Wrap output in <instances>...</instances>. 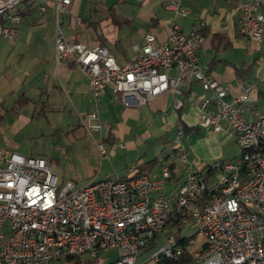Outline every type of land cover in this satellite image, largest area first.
<instances>
[{
  "label": "built area",
  "instance_id": "obj_1",
  "mask_svg": "<svg viewBox=\"0 0 264 264\" xmlns=\"http://www.w3.org/2000/svg\"><path fill=\"white\" fill-rule=\"evenodd\" d=\"M75 2L0 0V39H16L25 10L53 8L54 58L78 67L94 98L109 87L123 106L135 108L171 93L177 110L184 88L198 82L203 94L196 102L197 125L234 136L241 153L197 169L188 161L179 126L171 149L159 156L157 174H138L132 166L124 176L112 173L77 185L60 182L43 157L0 146V264H52L70 256L81 264H138L145 249L151 250L144 261L149 264L176 260L188 249L187 264H264V112L254 107L256 90L232 95L202 70L204 20L186 31L172 23L164 41L148 32L132 45L136 56L118 63L106 45L65 36L62 18L73 13ZM165 8L174 19L188 13L176 0ZM233 11L238 33L264 52V0H234ZM250 110L252 119L245 116ZM80 122L100 160L108 159L98 111ZM190 221L194 231L183 234ZM193 234L203 240L196 249ZM109 250L117 251L114 259L93 263Z\"/></svg>",
  "mask_w": 264,
  "mask_h": 264
},
{
  "label": "crops",
  "instance_id": "obj_2",
  "mask_svg": "<svg viewBox=\"0 0 264 264\" xmlns=\"http://www.w3.org/2000/svg\"><path fill=\"white\" fill-rule=\"evenodd\" d=\"M98 1L102 5L101 1L108 0ZM110 1L112 2L107 9L106 15L100 19L92 20L90 13L92 8L88 7V10H86V4L82 0H76L73 6V13L62 18V26H67L69 31L68 39L76 36L81 42L89 45H95L101 40L111 51V45L117 48L122 41L121 39H123L121 36L126 37L128 41H123L129 43L127 49L130 48L131 56H126L125 54L117 55L111 51L118 63H124L136 56L132 45L141 44L146 33L151 32L158 41H164L172 23H175L179 29L186 31L192 24L204 20V41L198 50V58L205 73L226 86L230 84L225 82L230 78H234V74L239 69L234 65H232L233 68L229 66L231 63L226 59L225 51L234 45L238 48L240 47L243 53H245L248 45L249 57L252 59L250 63H258V69L260 68L261 73L264 69V52L254 41L238 33L236 17L233 11L234 0H176L188 10V13L185 17L177 16L175 19L165 8L166 3L170 0ZM117 4L121 5V11L118 10ZM93 9L95 8L93 7ZM84 10L86 13H84ZM52 16L54 18L53 8H49L46 13H40L37 9L31 8L22 13L19 24L21 25L23 19L27 22L26 19L28 18L30 19L28 21L33 25L38 23L43 17L51 19ZM26 22L22 26L24 28L19 29L17 37L13 42L0 39V146H7L17 151L15 149L16 143L11 138L12 135H6L5 131L15 134L30 119L28 118V106L31 103H35L28 96L31 88L30 85L37 86L39 93H41L40 96L42 97L43 95L45 99L42 102L43 109L39 110L38 116L44 115L46 107L49 106L55 111L73 113L80 121L82 115L96 109L104 123L102 136L106 151L108 149L113 152L115 145L123 149L127 148L128 144H131V146L141 144L142 140L147 137L148 134L146 132L140 136L132 134L131 137L126 138L128 134H131L130 128L126 126V121L129 118L138 117L139 112H137V108L139 110L142 107H146L144 111L156 115L162 120V127L175 125L177 129L181 126L178 120V112H176V109L172 105L173 95L171 93L163 94L153 101L135 108L123 106L117 95L109 87H106L105 92L99 98H94L86 84L84 75L78 67L64 61L55 60L54 42L52 52L53 62L46 65L42 63L41 65H37V69L30 70V63L26 57L28 54L24 49L28 39L24 38L26 34L24 31H26L27 26ZM37 56L39 55L33 57ZM222 67H225V69L222 70ZM240 91H242V88H230V94L232 95L238 94ZM256 93L257 98L254 107L258 109V96L260 94L264 96V92L259 87ZM202 94L203 91L198 82L185 87L180 116L191 127V130L185 135H191L190 140L193 141L194 148L197 149L199 157L192 161V165L197 169L203 166V161L208 154L199 151L204 148L203 145H200L201 138L198 137L200 129L204 128L197 125L200 112L196 106V102ZM22 98H27L28 102L19 103ZM245 116L252 119L251 110L246 111ZM79 121L70 124V126L72 125L71 130L80 128L85 134L86 132ZM204 130L208 134L209 142L211 139L213 141L218 139L220 143L226 139L225 137H230L225 136L223 133H211L207 129ZM122 139L129 140L124 144L121 141H116ZM188 152L190 153L189 149ZM154 158L159 157L155 156ZM154 158L144 160L139 157L136 160V164L138 162H147ZM105 160H110V156L108 159L100 161ZM158 164L159 162L151 170L148 168L145 172L157 174L159 170V168L157 169ZM113 171L116 172L115 170ZM97 173L99 175L100 171ZM158 242H161V238L158 239ZM202 242L203 240L198 238L193 249H196ZM138 258V264H149L144 262L146 258Z\"/></svg>",
  "mask_w": 264,
  "mask_h": 264
},
{
  "label": "rangeland",
  "instance_id": "obj_3",
  "mask_svg": "<svg viewBox=\"0 0 264 264\" xmlns=\"http://www.w3.org/2000/svg\"><path fill=\"white\" fill-rule=\"evenodd\" d=\"M86 4V10L92 8L90 11L91 19L97 20L104 17L107 13V9L111 2L101 1L100 5L98 0H82ZM116 4V3H115ZM93 7L96 9H93ZM118 10L121 11V5L117 4ZM85 11V10H84ZM86 13V11L84 12ZM52 15V14H51ZM22 20L21 25L18 26L19 29L25 22L27 24L26 34L24 38L27 39L25 50L28 55H26L29 60V66L31 69H37V65L42 63L51 64L53 62V31L56 26L55 17L51 19L42 18L38 23L31 24L28 20ZM62 30L67 38H69V31L67 26H62ZM123 32V31H122ZM121 43L117 48L111 45V51L117 55L131 56L130 48L127 49L128 42L126 37L121 36ZM129 46V45H128ZM37 57H33L35 55ZM225 56L228 61H230V67L232 65L239 69L238 72L234 74V78L228 79L225 83H230L227 86L230 88H242L247 90L248 88H254L256 91L262 89L264 92V77L261 75L260 68L258 69V63H250L251 58L249 57V46L247 45L245 53L243 50L238 48L236 45L230 47L225 51ZM244 64V65H243ZM243 65V66H242ZM225 67H222L224 70ZM222 73V71H221ZM262 79H261V78ZM33 86V87H32ZM30 90L28 96L31 97L35 103L29 104L28 119L18 131L13 134L9 131H5L6 135H12V139L15 141V149L17 152L25 156H39L43 157L46 162L50 165L51 171L57 175L60 182H65L66 180H72L77 185H82L92 178H105L109 174L116 173L118 175H126L129 167L135 166L136 160L141 157L144 160L154 158L155 156H161L162 153H166L171 149L172 139L176 132V126L162 127L163 122L156 115L149 114L144 111L146 107H142L138 110V117L129 118L126 121V126L130 128L131 134L127 137H131L132 134L140 136L142 133L147 132V137L142 140L141 144H135L131 146L128 144L127 148L120 149L115 145L113 152L107 149L110 160L100 161L98 152L95 149L93 139L88 135L84 134L82 129L71 130L72 125L79 118L75 114L70 112H61L51 109L47 106L44 115L38 116L39 110L43 109L42 102L45 100L44 96H40L37 86L30 85ZM41 97V98H40ZM34 104V105H33ZM258 110H264V96L260 94L258 96ZM35 110V112H33ZM95 110V109H94ZM103 122V120H102ZM80 123V121H79ZM104 124V123H103ZM199 138H201L200 145L204 148L199 150L202 153H208L203 161V165H210L219 160L233 159L240 155L241 150L235 142L234 136L225 137L219 143L216 139L213 141H208V134L204 129H200ZM8 136V137H9ZM191 136V135H190ZM190 136L184 135L181 141L184 143L190 153L188 156V161H192L199 157L197 149L194 148L193 141L190 140ZM131 139V138H129ZM116 140L121 141L123 144L127 143L128 140ZM112 148V147H111ZM201 164V163H200ZM157 165V169L159 168ZM156 169V171H157ZM115 170L116 172H112ZM179 170L181 167L179 166ZM98 171L100 174L98 175ZM195 229V224L188 223L187 226L183 228V234H191ZM192 238L197 241V237L193 234ZM161 244V243H160ZM151 250L145 249L140 253L138 259H145L149 256ZM117 255V251L109 250L101 254L102 260L110 261L114 259ZM52 264H81L74 260H63L56 261Z\"/></svg>",
  "mask_w": 264,
  "mask_h": 264
},
{
  "label": "trees",
  "instance_id": "obj_4",
  "mask_svg": "<svg viewBox=\"0 0 264 264\" xmlns=\"http://www.w3.org/2000/svg\"><path fill=\"white\" fill-rule=\"evenodd\" d=\"M23 13V12H22ZM22 15V14H21ZM70 40H74V41H80L76 36H73V38H71ZM87 44V43H86ZM97 44H104L103 41L99 40ZM25 102H28L27 98H22L19 103L23 104ZM176 112H178V120L182 126V128L184 129L185 134L188 133L191 130V127H189L182 119H181V113H182V107L177 109ZM0 121H1V116H0ZM159 162V158H154L150 161L147 162H138L136 164V169H137V173L141 174V173H145V171L149 168L151 170V168H153V166H155L157 163ZM174 234L176 236L179 235V230H175L173 231ZM192 259V251L191 249L185 251V253H183L179 258H177L176 260H167L164 261L165 264H187L191 261ZM67 260H74L75 262L78 261V259L74 256H70L67 258ZM100 260H94L93 263H98Z\"/></svg>",
  "mask_w": 264,
  "mask_h": 264
}]
</instances>
